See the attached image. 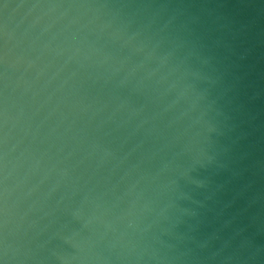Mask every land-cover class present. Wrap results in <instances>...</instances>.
<instances>
[{"label": "water", "instance_id": "1", "mask_svg": "<svg viewBox=\"0 0 264 264\" xmlns=\"http://www.w3.org/2000/svg\"><path fill=\"white\" fill-rule=\"evenodd\" d=\"M0 264H264V0H0Z\"/></svg>", "mask_w": 264, "mask_h": 264}]
</instances>
